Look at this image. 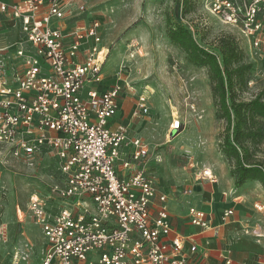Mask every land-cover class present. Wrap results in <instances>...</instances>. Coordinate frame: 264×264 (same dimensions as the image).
I'll list each match as a JSON object with an SVG mask.
<instances>
[{"label": "built area", "instance_id": "2783aa9c", "mask_svg": "<svg viewBox=\"0 0 264 264\" xmlns=\"http://www.w3.org/2000/svg\"><path fill=\"white\" fill-rule=\"evenodd\" d=\"M80 1L0 0V15L18 21L21 31L14 52L19 71L0 77V149L17 160L50 152L60 178L50 199L62 206L54 211L32 195L24 210L46 240L40 264H187L185 245L190 243L191 254L197 245L171 225L169 197L158 192L148 167L157 161L151 157L155 150L130 137L128 124L110 125L124 83L96 87L104 81L108 52L98 21L66 30L87 10ZM205 8L264 61V0H207ZM146 113L147 100L139 96L133 115ZM183 127L173 118L169 135ZM126 147L131 161L123 159ZM200 178L216 183L209 169ZM254 208L263 210L260 204ZM17 214L24 216L22 210ZM232 215L225 210L222 221ZM187 220L218 233L201 209L189 207Z\"/></svg>", "mask_w": 264, "mask_h": 264}, {"label": "rangeland", "instance_id": "374dc122", "mask_svg": "<svg viewBox=\"0 0 264 264\" xmlns=\"http://www.w3.org/2000/svg\"><path fill=\"white\" fill-rule=\"evenodd\" d=\"M206 1L190 0L185 9L182 0L79 2L87 9L79 20L85 25L92 20L99 23L101 44L108 51L102 70L105 82L109 86L124 83L119 115L130 123L131 137L137 136L155 147L151 153L157 159L151 162L155 183L175 195L180 191L190 194L193 183H203L201 171L212 170L210 164L227 172L233 162L219 151L224 121L215 117L207 70L191 65L186 55L171 44L165 34L166 19L187 27L201 47L218 56L220 36L233 35L242 49V62L251 66L236 83V98L248 102L258 94L264 95V61L249 51L235 29L209 14ZM18 42L15 23L0 16V77L19 71L20 60L14 53ZM139 96L146 98L148 113L134 116ZM176 117L184 127L169 135L170 123ZM261 149L258 157L264 159V147ZM0 151V264H40L46 240L28 215L18 221L17 211L26 209L32 195L54 211L63 205L50 199L51 186L60 180L56 160L47 151L25 160L4 156ZM86 200L92 211L90 200ZM258 224L264 226V220ZM258 239L264 241V234ZM255 264H264V253L259 254Z\"/></svg>", "mask_w": 264, "mask_h": 264}, {"label": "crops", "instance_id": "0c3cea01", "mask_svg": "<svg viewBox=\"0 0 264 264\" xmlns=\"http://www.w3.org/2000/svg\"><path fill=\"white\" fill-rule=\"evenodd\" d=\"M2 1L13 3L19 0ZM9 20L16 25L19 44L21 40L19 22L12 19ZM80 20L67 22L66 30L85 26ZM5 76L11 77L12 75L7 74ZM105 80L98 87L100 90H106L111 87ZM122 97L123 92L119 98V109L110 120L111 126L120 123L130 125L127 122L128 120L126 121L119 115ZM129 136L131 137L130 131ZM149 147L155 150V147ZM128 158L129 150L126 147L123 148V159L128 160ZM152 160H150L148 167L150 172L153 173V169H151L153 168L151 165ZM209 166L214 171L216 183L211 184L206 180H203V183H193L190 194L180 191L175 195L173 191H167L165 188L162 189L159 184L157 185L158 192L166 193L169 197L167 206L173 229L182 235L191 236V243L193 242L197 245V250L192 254L188 251L190 243L185 245L183 252L187 257V264H226L227 261L230 264H255L259 254L264 253V241L258 239L264 234V226L258 224L259 221L264 220V190L258 181H247L242 187L236 188L235 179L231 176L230 169L225 172L219 166L213 164ZM117 168L120 170V164L117 165ZM237 193L240 196H236ZM255 204L262 205L263 210H256L254 208ZM191 206L203 210L209 218L210 226L217 228L218 233L212 230L201 231L197 227L190 225L187 220V210ZM227 209H232L233 215L226 222H223L222 214ZM22 211L24 216L19 218L17 214L18 221L24 220L27 216L23 209ZM236 212H238L237 215ZM45 247L46 244H44V249Z\"/></svg>", "mask_w": 264, "mask_h": 264}, {"label": "trees", "instance_id": "16d2710c", "mask_svg": "<svg viewBox=\"0 0 264 264\" xmlns=\"http://www.w3.org/2000/svg\"><path fill=\"white\" fill-rule=\"evenodd\" d=\"M189 4L190 0H182L184 9ZM165 34L191 65L207 70L215 117L224 121L219 151L228 162H233L230 174L235 179V187L240 188L247 181H258L264 190V159L258 157L264 147V95L258 94L248 102L236 98V83L251 68L250 64L242 62L243 52L238 40L231 34L221 35L218 56L201 47L184 25L172 24L166 19Z\"/></svg>", "mask_w": 264, "mask_h": 264}, {"label": "water", "instance_id": "95a60500", "mask_svg": "<svg viewBox=\"0 0 264 264\" xmlns=\"http://www.w3.org/2000/svg\"><path fill=\"white\" fill-rule=\"evenodd\" d=\"M175 135V134H174Z\"/></svg>", "mask_w": 264, "mask_h": 264}]
</instances>
